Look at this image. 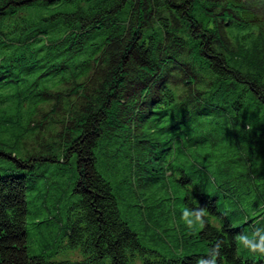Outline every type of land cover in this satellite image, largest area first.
<instances>
[{
  "label": "trees",
  "instance_id": "1",
  "mask_svg": "<svg viewBox=\"0 0 264 264\" xmlns=\"http://www.w3.org/2000/svg\"><path fill=\"white\" fill-rule=\"evenodd\" d=\"M200 104L222 119L228 114L232 131L238 120L254 129V157L264 158V0H0V113L12 123L26 105L33 112L11 145L22 156L0 147V157L25 171L37 160L75 158L78 201L67 237L83 255L56 261L28 253L27 175L4 174L0 264H264L237 255L240 231L215 198L198 193L197 203L185 201L203 225L197 234L187 229V243L202 242L204 251L159 257L121 218L96 169L100 140L135 131L141 119L207 114ZM202 210L222 222V232Z\"/></svg>",
  "mask_w": 264,
  "mask_h": 264
},
{
  "label": "rangeland",
  "instance_id": "2",
  "mask_svg": "<svg viewBox=\"0 0 264 264\" xmlns=\"http://www.w3.org/2000/svg\"><path fill=\"white\" fill-rule=\"evenodd\" d=\"M253 33L256 35L257 31L254 29ZM254 45L261 47L260 42ZM234 62L255 67L245 59ZM198 107L204 110L205 106ZM205 109L207 114L192 115L185 121L168 117L141 119L135 131L123 130L108 142L100 140L95 147L96 169L111 184L121 218L136 232L140 243L159 257L204 251L202 242L187 243V229L195 232L201 228V221L198 223L185 201L193 197L191 192H196L198 196L215 198L217 210L240 231L236 236L237 254L262 258L264 158L254 157L256 150L250 141L254 129L243 127L242 120H238L232 131L228 114L222 119ZM32 114L26 105L11 123L8 113H0L3 150H11L17 130L27 128ZM35 132L37 128L29 133ZM12 150L22 156L19 148ZM23 173L28 185V253L56 260L82 258L80 250L75 252L68 247L67 237L69 209L78 201V194L73 191L75 158L37 160L32 169L25 171L0 157V175ZM134 264H140L139 259Z\"/></svg>",
  "mask_w": 264,
  "mask_h": 264
}]
</instances>
